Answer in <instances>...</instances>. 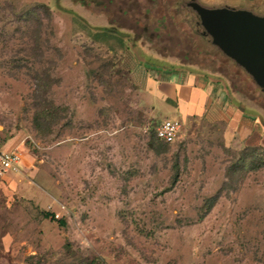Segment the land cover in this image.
<instances>
[{
	"label": "rangeland",
	"instance_id": "1",
	"mask_svg": "<svg viewBox=\"0 0 264 264\" xmlns=\"http://www.w3.org/2000/svg\"><path fill=\"white\" fill-rule=\"evenodd\" d=\"M188 1L0 0V148L24 155L18 185L0 190V264H264V167L238 162L202 121L151 149L147 127L171 112L150 118L112 62L132 52L204 70L264 128V93L201 33ZM196 1L264 14V0ZM36 3L51 12L38 30ZM88 29L118 38L92 42ZM42 69L44 95L33 78ZM43 99L59 108L55 124L36 118ZM250 144L264 147L258 134Z\"/></svg>",
	"mask_w": 264,
	"mask_h": 264
},
{
	"label": "crops",
	"instance_id": "2",
	"mask_svg": "<svg viewBox=\"0 0 264 264\" xmlns=\"http://www.w3.org/2000/svg\"><path fill=\"white\" fill-rule=\"evenodd\" d=\"M122 65L128 70L139 102L150 118H155L157 109L165 108L171 112L172 119H179L183 126L202 121L218 127L225 147L240 149L256 134L264 145V128L259 126L254 115L256 108L236 100L226 84L216 76L204 70L171 65L167 61H142L132 52L128 55L124 52ZM11 150L20 151L17 148ZM23 157L22 154L20 171L24 165ZM16 174L6 175L0 182V190L16 187L19 182Z\"/></svg>",
	"mask_w": 264,
	"mask_h": 264
},
{
	"label": "water",
	"instance_id": "3",
	"mask_svg": "<svg viewBox=\"0 0 264 264\" xmlns=\"http://www.w3.org/2000/svg\"><path fill=\"white\" fill-rule=\"evenodd\" d=\"M201 33L250 75L264 93V14L233 6L208 7L188 1Z\"/></svg>",
	"mask_w": 264,
	"mask_h": 264
},
{
	"label": "trees",
	"instance_id": "4",
	"mask_svg": "<svg viewBox=\"0 0 264 264\" xmlns=\"http://www.w3.org/2000/svg\"><path fill=\"white\" fill-rule=\"evenodd\" d=\"M34 9L35 10H40L41 13L43 14L42 17H39L36 19V25H37V30L38 28H41L42 26V22L43 20H50L51 17V12H50V7L45 4V3H36L34 5ZM29 11H25L24 13L21 14L23 18V21L26 22L28 19L27 15H28ZM89 33H87L88 37L92 40V42L95 41H106L108 39L111 38H118L114 33H110L107 30H102V31H92L90 29H88ZM28 33L27 31H25V34ZM40 33V32H38ZM29 36V34H26V37ZM40 37L38 36V34L34 35V49H37L40 46L39 43ZM122 44V42H121ZM122 52L120 53V57H118V63L116 61V63L114 62V58L113 59V63L115 64V66L117 67V72L121 71L125 74H128L129 76V72L128 70L122 65ZM39 55L40 57H42L41 54H36ZM117 55V54H115ZM45 70H34L33 71V78L36 80L38 88L40 89L41 93L44 95L46 92L49 91L51 84H48L45 82V78L43 76V74L45 76H47V78H49L48 73H44ZM130 80V84L131 87H133L134 89H136L133 85V83L131 82V79L129 77ZM45 106H43V108L38 111V115L36 116V118L41 119V120H49V123H51L52 121L54 122V124L57 122V119H59V116L57 115V110L59 109L58 107H54V105L52 104L51 101L49 102H45V100L43 99ZM173 143V142H171ZM171 143H166L162 140H159L155 137V135L153 134V132L150 134V141L147 143L151 149L153 150H161L162 148H164V146L169 145ZM239 153H240V158L238 160L242 161V164L245 163V161H247L250 170H257L259 168L264 167V147L262 145H257L255 144L254 146L251 145L250 143L245 144L242 148L238 149ZM245 166V165H242ZM246 167V166H245ZM177 180V175H173L172 180H171V184H174ZM218 194L219 192H216V194L206 198V200L204 201V206L206 207V211L209 210L216 202L217 198H218ZM49 215L48 212H43V216L47 217ZM51 216L53 217V214H51ZM59 225L63 226L65 225V222L63 221V219H57ZM87 264H104L102 261H100L99 259L93 258L91 259Z\"/></svg>",
	"mask_w": 264,
	"mask_h": 264
},
{
	"label": "built area",
	"instance_id": "5",
	"mask_svg": "<svg viewBox=\"0 0 264 264\" xmlns=\"http://www.w3.org/2000/svg\"><path fill=\"white\" fill-rule=\"evenodd\" d=\"M150 128L155 137L166 143L174 142L183 128V123L179 119H163L155 123ZM22 164V154L18 150H0V182L11 173L20 172ZM59 218L58 214L53 215Z\"/></svg>",
	"mask_w": 264,
	"mask_h": 264
}]
</instances>
